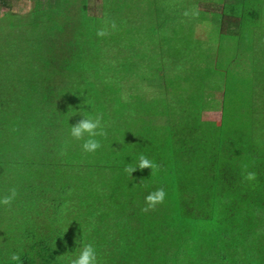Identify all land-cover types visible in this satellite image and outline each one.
I'll return each mask as SVG.
<instances>
[{
    "label": "trees",
    "instance_id": "obj_1",
    "mask_svg": "<svg viewBox=\"0 0 264 264\" xmlns=\"http://www.w3.org/2000/svg\"><path fill=\"white\" fill-rule=\"evenodd\" d=\"M77 1L59 0L32 18L42 23L41 12H51V22L40 33V62L52 73L49 81L40 86L33 77L26 86L9 91L3 87L8 80H0V197L11 187L18 193L11 206L0 205V264H21L29 249L43 248L42 242L36 245L32 240L33 231L40 234L41 229L34 221L41 222L43 215L82 219L104 212V216L114 217L122 205L142 208L144 197L158 187L167 192L165 202L156 207V258L164 256L162 264L180 257L188 260L185 264H264L262 47L252 53L250 71L233 70L238 54L211 53L210 42L202 36L208 29L204 25L199 29L182 16L198 1L205 13L218 19L219 33L236 40L241 37L244 18L259 17L264 0H256L257 11L251 4L254 0H224L230 5L220 1L214 10L213 2L200 0H132L133 10L120 9L117 16L111 13L114 4L110 0H103L108 6L103 15L78 12V7L74 9ZM235 2L243 5L244 14L235 11ZM112 16L116 24L140 16L142 22L117 27L98 39L96 29L105 19L113 20ZM37 31L34 29V36ZM138 32L153 39L142 53L132 40ZM155 34L161 38L152 37ZM180 38L186 40L177 43ZM128 47H133L129 56L109 65L124 69L127 64L134 67L154 60L152 75L141 77L147 86L146 79L157 76L154 93L137 94L129 84L131 77L124 89L111 88L105 105L93 104L91 97L96 98L97 92L76 87L69 74L92 72L108 51L117 54ZM56 48L59 57H55ZM233 50L239 51L238 43ZM13 51L8 48L6 53ZM2 59L0 67L9 65L5 56ZM18 59L14 56L11 61L16 65ZM38 63L32 62L34 73L40 72ZM214 66L222 74H210ZM215 92L222 98L219 107L213 106L221 111L219 119L210 115L211 103L206 100L208 93ZM41 96L45 103H39ZM143 98L147 100L135 112L149 116L151 125L140 137L121 134L120 138L118 127L126 107L131 99ZM84 114L103 118L106 135L97 137L101 147L93 153L82 151V141L69 134ZM140 152L160 165L155 176L150 169H137L131 177L124 172ZM245 165L257 174L256 180L243 179ZM12 253L20 255L19 262L10 260ZM43 262L44 258H37L35 264Z\"/></svg>",
    "mask_w": 264,
    "mask_h": 264
},
{
    "label": "rangeland",
    "instance_id": "obj_2",
    "mask_svg": "<svg viewBox=\"0 0 264 264\" xmlns=\"http://www.w3.org/2000/svg\"><path fill=\"white\" fill-rule=\"evenodd\" d=\"M58 1L59 0H0V53L5 52L3 56H5V59L9 62V65L0 67V80H8V83H4L5 86L3 87L7 88L9 91L12 90V87L18 88L26 86L27 81L33 77L34 79H38L40 86L43 85L42 81H49V77L52 73L49 72L46 64L40 62V59L42 60V58H40L42 47L40 33L44 31L46 25L51 22V12H41L40 18L42 23H38L40 21L39 19L32 20V18L38 12L51 8L53 3L57 5ZM111 1L114 7H116L115 10L114 7L112 8V15L117 16L120 9H124L129 13L134 8V2L132 0H110V2ZM200 1L201 3H204V1L213 2L214 4H211L212 10L220 6V1L223 4L230 5L229 3H224V0ZM79 3L80 0L77 1L76 6L74 5V9L78 7V12L86 13L88 11L91 15H103L104 8L108 7L106 1L103 5V0H83V7L80 8L78 6ZM187 3L190 4L188 1ZM235 3L236 4H233L235 11L244 14L243 5L241 6L238 2ZM257 3L256 0L251 3L252 6H254V11H257ZM251 4H247L246 8L248 10ZM193 6L198 9L199 16L195 19L185 18V20L188 22H195L199 29H202L203 25L205 29H208L206 35L202 36L205 38L203 41L210 42L208 46L210 52L217 54V51L223 50L224 56L238 54L237 60L233 62L231 68L233 70L244 69L246 72L250 71L248 66L251 64L252 53L262 47L259 53L264 55V6L259 17L254 16L255 19H253L252 16H250V18H244L239 28L241 37L236 40L219 33L220 26L218 19L205 13L198 1H195L192 7ZM65 12L69 13V10ZM22 15H28V17ZM104 17L106 18L108 16L106 15ZM111 18L113 19L112 21H114V16ZM141 22L142 17L140 16L136 20H122L116 25L117 27L126 28L132 25L138 26L137 24ZM181 25L184 29L187 27L183 23H181ZM34 29L38 30L36 36H34ZM234 31L238 32L236 29H234ZM11 36L12 38L9 39ZM152 37L161 38L159 34L152 35ZM165 37L169 39L170 34H165ZM3 39L5 41H2ZM132 40L139 44L137 46V52L142 53L145 51L144 46L152 43L151 41L153 39L150 37L146 38L143 33L138 32ZM185 40L186 38H180L177 43ZM98 42L93 41L94 44ZM235 43H238L239 51L233 50ZM99 45H101L103 50H107V47L100 42ZM8 48L10 50L14 49L15 51L6 53ZM46 48L47 44H45V57L47 56ZM129 50H133V47H128L125 51L117 54L112 50L111 52L108 51V55L104 56L101 61L96 63V68L92 72L75 70L73 74H69V76L75 80L76 87L84 88L85 86L97 92L96 98L90 96L93 104L101 102V104L105 105L108 96H110L111 88L116 90L124 89L128 79L131 77L133 78H131L129 84L136 89L137 94L152 95L154 93V88L157 87V76L146 79L148 82H146L147 86H145L141 77L152 75L149 73L153 71V65H155L154 60L139 63L134 67L127 64L124 69H112L111 67L113 66L109 65L111 63H116L119 57L124 55L129 56ZM54 52L55 57L60 56L57 48ZM3 56H0V65H4L3 62L5 60L2 59ZM14 56L19 57L16 65L14 61H11ZM34 60L39 61L37 64V67L40 69L39 73H34L32 69V62ZM183 60L185 61L186 59L180 61ZM219 69L218 66L211 67L209 73L222 74ZM151 85L153 88L150 89ZM208 94L206 95V100L211 103L209 110L211 109L212 112H210V115L215 119H219L221 111H215L213 106L218 105L217 107H219L222 99L221 95L216 92L209 96ZM41 99L42 101L38 100L39 103H45L42 96ZM145 100H147V98H143L141 101L131 99L130 103L132 104L126 107L127 109L124 117L118 127L119 133H117L120 138L122 137L121 134L132 138L140 137L144 130L151 125L148 121L149 116H142L135 112V109L139 108L141 103ZM114 133L116 132L114 131ZM138 206H130V204L122 205L119 210L114 212V217L109 218L104 216V212H100L98 215H95L94 218L84 217L82 219H79V217L66 216H56L53 217V219H48L47 216L43 215L40 218L41 222L33 220L35 227L38 226L41 229L40 234L34 230L33 233L36 235L32 238L33 242H36V245L42 242L43 248L39 246L35 249H29L28 258L21 260L20 263L35 264L37 258L39 260L44 258L45 262L42 264H69L70 259L78 252L82 242H92L97 249L100 264H162L165 257L159 256L156 258V208L154 210L143 211L142 209L145 205H143L142 208ZM133 209L137 210L132 213L130 210ZM14 222H16L19 232V224L17 223L16 216L14 217ZM91 227L97 230L99 234L98 237ZM168 262L170 264H185L188 260L185 257H180L177 261L168 259Z\"/></svg>",
    "mask_w": 264,
    "mask_h": 264
},
{
    "label": "clouds",
    "instance_id": "obj_3",
    "mask_svg": "<svg viewBox=\"0 0 264 264\" xmlns=\"http://www.w3.org/2000/svg\"><path fill=\"white\" fill-rule=\"evenodd\" d=\"M182 16L189 19H195L199 16L198 9L193 6L186 8ZM117 25L115 21L105 19L102 21L101 27L96 29V36L98 39H103L110 34V31H116ZM102 116L96 114L95 116L90 114H84L75 125L71 126L69 130L70 136L77 141H82L80 147L81 150L86 153H93L100 149L101 142L97 137H104L106 135L104 126L102 123ZM150 169L151 175L155 176L160 171V165L153 159L149 158L143 152L137 154V158L134 162L128 163L124 172L131 177V173L135 170ZM257 178V174L247 170V166H244L243 179L246 181H254ZM17 189L11 187L8 193L0 197V205L11 206L17 197ZM167 192L164 187H158L148 192L144 197L145 207L143 211L154 210L158 205H162L165 202ZM11 261H20V255L12 253L10 256ZM69 264H100L98 258L97 249L92 242H82L78 252L70 259Z\"/></svg>",
    "mask_w": 264,
    "mask_h": 264
}]
</instances>
